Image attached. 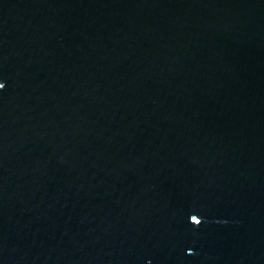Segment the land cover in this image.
Wrapping results in <instances>:
<instances>
[{
    "label": "water",
    "instance_id": "obj_1",
    "mask_svg": "<svg viewBox=\"0 0 264 264\" xmlns=\"http://www.w3.org/2000/svg\"><path fill=\"white\" fill-rule=\"evenodd\" d=\"M0 264H264V0H0Z\"/></svg>",
    "mask_w": 264,
    "mask_h": 264
},
{
    "label": "clouds",
    "instance_id": "obj_2",
    "mask_svg": "<svg viewBox=\"0 0 264 264\" xmlns=\"http://www.w3.org/2000/svg\"><path fill=\"white\" fill-rule=\"evenodd\" d=\"M4 87V84L3 85H0V88H3Z\"/></svg>",
    "mask_w": 264,
    "mask_h": 264
}]
</instances>
